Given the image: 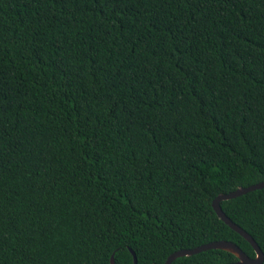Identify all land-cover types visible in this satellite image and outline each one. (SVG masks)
<instances>
[{
    "label": "trees",
    "instance_id": "trees-1",
    "mask_svg": "<svg viewBox=\"0 0 264 264\" xmlns=\"http://www.w3.org/2000/svg\"><path fill=\"white\" fill-rule=\"evenodd\" d=\"M262 180L264 0H0V264L255 257Z\"/></svg>",
    "mask_w": 264,
    "mask_h": 264
},
{
    "label": "water",
    "instance_id": "water-1",
    "mask_svg": "<svg viewBox=\"0 0 264 264\" xmlns=\"http://www.w3.org/2000/svg\"><path fill=\"white\" fill-rule=\"evenodd\" d=\"M264 187V180L259 181L257 183H253L244 187H239L233 191H230L228 193H221L218 194L212 201V207L214 211L216 212L217 216L224 221L229 227H231L233 230L238 232L240 235H242L253 247L255 251V257L248 256L237 244L226 241V240H216V241H210L204 244H201L199 246H196L194 248L190 249H179L176 251H173L170 253L164 264H171V262L179 257V256H185L194 254L203 250L207 249H223L226 251L231 252L237 257V262L229 263V264H261L263 262L264 254L257 245L256 241L253 239V237L247 233L242 227L237 225L235 222H233L222 210L220 201L227 200L236 196H239L241 194H244L248 191L260 189ZM133 252V251H132ZM134 254V253H133ZM111 261L113 264V256H111ZM134 264H136V257L134 255Z\"/></svg>",
    "mask_w": 264,
    "mask_h": 264
}]
</instances>
